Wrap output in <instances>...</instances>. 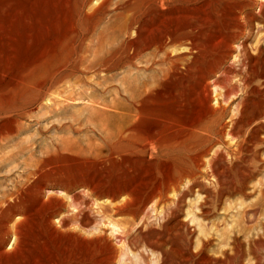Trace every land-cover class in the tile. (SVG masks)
I'll return each mask as SVG.
<instances>
[{
	"label": "rangeland",
	"instance_id": "374dc122",
	"mask_svg": "<svg viewBox=\"0 0 264 264\" xmlns=\"http://www.w3.org/2000/svg\"><path fill=\"white\" fill-rule=\"evenodd\" d=\"M98 1L92 0L89 2V5L87 2L84 8H81L80 0H0V21L2 20V23L0 22V35L2 34V38L0 37V46L2 47H0V49H2L0 50V115L5 110L9 111L8 115H10L5 119H0V130L5 131L10 125H13V127L11 126L12 132L5 131L8 143L5 144V147L0 151V157H2V154L4 157L16 153L18 154L17 157H19H16L14 160L12 159L13 162L9 163L7 166L4 165L0 168V197L4 193V190L7 192L13 188V185H18L20 183L21 177L19 174L24 171L21 163L25 162L28 166L32 167L31 165L34 166L40 160H44L40 172L44 179L42 177L39 179L36 178L35 181L40 180L38 185L37 182L32 183L29 192H26L21 199L14 201L12 204L13 210L12 208L10 209V212L12 211L9 215L11 222L14 223L15 220L22 222L23 219L21 218H26V223L22 228V235L25 239L24 244L26 245H24V248H21L22 256H16L17 258H15V260L12 259V264H20V262L22 264V261L25 260H22L24 255L27 259L24 261L26 262L25 264H31L29 261L32 258V255L47 263L51 254L54 252L53 242L58 244L61 243L62 248L67 247L69 249H74L75 251L78 249L83 250L88 247L87 249H94V251L101 249L104 254L112 253L114 254L113 258H115L112 259L113 262L111 264H183V257L186 258L187 256L189 260L187 261V264H264V0H237L235 2L234 9L238 8L235 10L239 11L241 21L239 18L237 22L235 21L237 25L234 24V27L235 25L236 28L238 27L235 33L238 36L235 34L236 38H234V40L236 39L237 42L234 41V43H232V49L234 51H231V58L229 57L223 66L224 68L232 67L229 80L223 82V86H228L230 91L229 93H225L224 97H221L218 96V92L220 93L221 90L214 88L212 85L210 86V89H212L210 90L211 93L209 96L210 105L215 107L217 102L220 101L221 105L223 104L222 106H226H224L226 109H224L220 116H218L219 118L216 117L215 119L208 122L206 121L199 126L197 135L187 134V136H182L184 135L183 132L181 134H174V132H172L169 135H165L164 139H161L162 141L156 146V153H150L147 157L141 153H137L138 155L130 153L129 150L132 148V145H130V147L128 145L129 142L124 141L121 144L122 147H124V152L122 154L105 158H103V156H108L105 151H103L102 155H99L98 151H95V147L103 146V134L99 132L98 126L107 123V111L106 109L99 107L98 104L102 103L103 100H108V96L100 89V87H97V89L94 88L95 84L101 81L100 74L91 78L88 74L85 76L80 73L78 74V72H74L69 83L63 84L64 86L60 88L61 90H64V93L59 96L65 99L64 96L68 94L67 92L72 90L74 92L73 100L66 101V99L62 100V98L56 96L54 97L53 103L44 100L39 106H33L34 97L37 94V91L44 88L49 77L58 68H62L68 58L71 57L72 53L76 50V47L80 42V39H78L80 37V32H85V45L94 42L98 33L108 25L106 22H109L110 18L115 14L114 7L118 6L121 2V0ZM237 3L239 6H237ZM6 4L8 5L6 6ZM241 4H245L246 7L244 8V5L242 6ZM94 5H96V7ZM4 6H6V9ZM79 11H81V14L78 13ZM28 12L31 14L28 15ZM38 12L42 15L38 14ZM7 15L9 18H7ZM24 15L27 18H25ZM246 15L251 17L252 15L255 16L252 17L253 20H249ZM10 16H12L11 18L13 22L12 20L10 21ZM36 16H39V20L36 19ZM107 16L109 21H107ZM34 18L36 20H34ZM42 18L45 22L42 21ZM79 18H82V30H80V27L79 29L77 28V20ZM8 19L10 22L7 21ZM239 22L242 24H239ZM53 23L56 24L53 25ZM32 24H34V26H32ZM36 24H38L39 27L36 26ZM32 27L33 29H31ZM47 27L48 31L45 30ZM17 29L19 31H17ZM238 33H241V35ZM237 37H239V40ZM238 42H242L243 45L242 43L239 45ZM5 44L8 50L5 47ZM237 45L240 46L241 49ZM234 47L236 48L234 49ZM219 50L217 51L219 52ZM242 53L243 55H241ZM244 53L245 57H243L244 59L242 58L240 65V57L244 56ZM244 61L247 63L245 64ZM136 63L137 65H140L138 62ZM227 64H229V66H227ZM233 65L236 66V69L235 67L233 69ZM241 69L242 72H240ZM243 69L246 72H244ZM220 73H217L210 79V81L219 77ZM246 74H249V76ZM231 75H233V77ZM240 78H244L243 83L238 82L241 81ZM231 79L233 80L231 81ZM83 82H85V85ZM235 82L238 85H240V83L244 84V86L240 85V87L237 86V88L236 86L229 88V84H234ZM163 84L168 86L170 81L166 80ZM13 85L14 88H12ZM8 86L10 88H8ZM11 89L13 90L11 91ZM80 90L84 91L85 94L80 95ZM244 90L247 92L245 91V93H243ZM233 95L235 96L233 97ZM226 97H229L230 99H227ZM239 99L240 101H237ZM241 100L243 102H241ZM6 103L8 105H6ZM159 103L160 100L157 99L156 105L158 106ZM147 107L148 106H146L145 109ZM29 108L31 109L26 111ZM91 112L94 113V116ZM237 119L239 121L238 124L236 122ZM91 120L92 122H90ZM148 125L149 123L147 121H143V123L140 124L141 127ZM215 128L216 130H214ZM225 131L227 132L225 133ZM214 132H216L215 135ZM211 133L214 139L212 138ZM217 134H220L221 136L219 135V137ZM204 135L206 136L204 137ZM176 139L178 141H176ZM63 141L65 143L69 141L72 145L84 148L89 143H92L94 148L91 149V154L82 153L73 149L62 150V148H59V143ZM172 147L173 149H171ZM189 147H191V150ZM207 148L208 150H204ZM167 151H169L170 154L169 152L166 154ZM188 154L189 156L191 155L190 157L194 156L196 159H189ZM19 159H21V161ZM191 159L196 162H193ZM141 160L142 163L140 164ZM208 160L209 163H207ZM210 160H212L213 163ZM208 164L211 165L209 166ZM102 166L105 168H102ZM141 166H144L145 168L142 169ZM179 166L182 172L179 171ZM162 167L164 171L166 170L165 172H162ZM184 168H187L185 169L186 172ZM107 172L109 174H107ZM104 173L106 176L103 175ZM181 173L184 175L180 182H178L179 185L176 184L175 186L177 187V190H174L176 195L177 193L179 194V197L181 195L180 198L177 197L172 190H169L170 192L167 191L168 193L166 192V194L161 192L163 197H161V194L159 195V198H157L158 195H156V198L155 195L150 197L149 194L157 188L160 190L164 189V184H162L161 181L166 175L176 176L175 178H177V175ZM149 175L155 177L150 178ZM185 175L187 177H185ZM188 175L191 177H188ZM86 176L89 178L90 176L91 178L94 177L92 178L94 184L98 183L97 180L100 178L103 182L101 181L96 184V187L99 188L92 192L90 188H87L89 186L91 187V183L87 180L88 178H86ZM156 177L159 178L160 181ZM47 178L50 179L48 180ZM82 182L85 184L82 185ZM115 182H118L119 185ZM145 182L152 184L150 186V184L147 183L146 186ZM101 183L104 184V186L101 185ZM112 183L115 184L112 185ZM187 183L188 185H186ZM120 185L126 187L124 188V186H122L121 188ZM189 185L191 189L189 188ZM128 188L132 191L128 190ZM39 191L43 194L41 193V195ZM106 191L110 196L108 194L106 195ZM143 191H145V193ZM119 192L122 193L120 194ZM35 194L37 197H34ZM141 195L142 199L138 197H141ZM59 197L61 198L59 199ZM160 197L164 199V202ZM130 199H132V201ZM110 200L113 201L111 202ZM128 200L131 202H128ZM138 200L142 203L144 202L143 205L145 207L141 202L139 204ZM82 201H85L83 202L85 207L82 205ZM162 202L165 205H163ZM123 203H126V206L123 207L126 209L124 210L121 208L120 214L118 213L114 215L117 212L114 208L119 207V205H122ZM170 203L172 205L176 204L171 206ZM138 205L143 208L140 207L138 210L139 213L141 212L140 214L136 211L138 214L137 217L136 213L133 215L132 213L134 207H139ZM130 206L133 207L132 210H130ZM165 206H167L166 208L168 210H165ZM20 208L25 210L21 211ZM128 208L129 211H126ZM141 209H143V211ZM163 210H165V212ZM113 211L115 213H113ZM167 211H170L171 213L167 214ZM32 212L34 213L32 214ZM22 214L25 215L22 216ZM157 214L159 215L158 219ZM130 215L134 217H131ZM146 215L147 217H145ZM133 218L136 220H131ZM141 221L143 222V225L141 224ZM11 222L9 225H11ZM60 222L62 224L61 226H59ZM148 224H151V226ZM65 227L66 230L68 229V232H65ZM81 228L85 230H81ZM139 228L143 235L138 233L137 230ZM69 230L73 232H70ZM80 231L81 233H79ZM77 232L81 236L84 235L87 238H90L93 234V236L98 234L96 239L89 241V243H93L94 245L90 244V246H86L84 240L80 239L81 237H78ZM168 233L169 235H167ZM134 234H136V237L138 235V237L136 238ZM72 237H75L76 239L74 238L73 240ZM27 239L29 240L26 241ZM135 239H139V241ZM161 240L163 243H159ZM12 241L13 239L10 238L4 245L3 249L10 250ZM135 241H138V245ZM179 241L182 246L181 244H178ZM28 242H31L32 244ZM149 243H157L160 245L159 247L156 246V249H154L156 253L155 257L157 258L158 256L160 259L155 258L156 260L152 261V257L149 255L150 253L148 254L150 251ZM173 246L176 248H173ZM110 247L112 249H110ZM177 247L178 249L180 247V249L178 250ZM116 251H118L117 253L119 255ZM178 251H180V253ZM66 264L76 263L69 261Z\"/></svg>",
	"mask_w": 264,
	"mask_h": 264
},
{
	"label": "bare ground",
	"instance_id": "6f19581e",
	"mask_svg": "<svg viewBox=\"0 0 264 264\" xmlns=\"http://www.w3.org/2000/svg\"><path fill=\"white\" fill-rule=\"evenodd\" d=\"M92 0H80V7L84 8L86 3ZM98 1V0H96ZM102 1V0H101ZM237 0H121L118 6H115L114 12L115 14L110 18L107 16L108 25L98 33L97 37L95 38L94 42L91 44L84 43L85 41V32H80V42L76 47V50L72 53V56L68 58L66 63L62 66V68H58L50 77L47 84L44 88L37 91V94L34 97V104L36 106L41 104L44 100H48L50 103L54 102V97L60 96L64 93V90H61L66 83L72 78V74L74 72H78V74H82L90 77H94L97 74H100L101 81L95 84V89L100 87L101 90L108 96V100H103L102 103H99L98 106L106 109L107 113V123L100 124L98 126L99 132L103 134V146L95 147V151H98L99 155L103 154V151L106 152L108 156L105 157H113L115 155H120L124 152V147H122V143L124 141L129 142L128 145H132L129 152L132 154L141 153L144 156H149L150 153H156V146L164 139L165 135H169L172 132L174 134H181L182 132L184 135L187 134H196L198 133L199 126L204 124L206 121H211L216 117L220 116V114L226 109L224 106L221 105V102L218 101L217 105L214 107L210 105L209 96L212 89L210 86L212 85L214 88L219 89L220 93L218 92V96L224 97L225 93H229L230 89L228 86H223V82L225 80H229V75L231 74L232 67H223L226 60L230 57L232 46L236 41L235 31L236 22L241 19L239 17V11L234 9L235 2ZM263 1V0H261ZM94 2V1H93ZM99 2V1H98ZM240 2V1H238ZM92 3V2H91ZM5 4V3H4ZM100 4V3H98ZM97 4V5H98ZM1 5V3H0ZM8 4H6L7 6ZM68 5V4H67ZM101 5V4H100ZM244 8L246 7L245 4ZM240 5V7H241ZM4 6V8L6 7ZM77 6V5H76ZM96 7V5H94ZM237 6L238 3H237ZM92 7V6H91ZM94 7V8H95ZM3 8V10H4ZM6 9V8H5ZM13 9V8H11ZM93 9V8H92ZM91 9V10H92ZM241 9V8H240ZM239 9V10H240ZM243 9V8H242ZM2 10V11H3ZM82 10V9H81ZM10 11V10H8ZM18 11V10H16ZM15 11V12H16ZM104 11V10H103ZM112 11V10H111ZM4 12V11H3ZM6 12V11H5ZM13 12V11H12ZM14 12V13H15ZM30 12V10H29ZM27 13L28 15L31 13ZM43 12V11H42ZM79 11L78 13H80ZM100 12V11H99ZM102 12V11H101ZM248 12V11H247ZM11 13V12H9ZM44 13V12H43ZM84 13V12H83ZM106 13V12H105ZM111 13V12H110ZM7 14V13H6ZM18 15V13L16 12ZM38 14H40L38 12ZM81 14V13H80ZM100 14V13H99ZM109 14V12H108ZM112 14V13H111ZM110 14V15H111ZM251 14V13H250ZM5 15V14H4ZM11 15V14H10ZM15 15V14H14ZM22 15V14H21ZM27 15V16H28ZM34 15V14H33ZM42 15V14H40ZM79 15V14H78ZM107 15V14H106ZM244 15V14H243ZM1 16V14H0ZM3 16V15H2ZM6 16V15H5ZM82 16V15H81ZM102 16V15H101ZM241 16V15H240ZM248 16V15H246ZM255 15H252V17ZM12 16H10L11 18ZM17 17V16H16ZM25 17V15H24ZM37 17V16H36ZM39 17V16H38ZM38 17L36 19H38ZM73 17V16H72ZM251 16H248L249 20H253ZM5 18V17H4ZM7 18L8 15H7ZM6 18V19H7ZM23 18V17H22ZM27 18V17H25ZM24 18V21H25ZM30 18V17H29ZM78 18V17H77ZM84 18V17H83ZM244 18V17H243ZM3 19V18H2ZM20 19V18H19ZM18 19V20H19ZM34 18V20H36ZM43 19V18H42ZM40 19V20H42ZM46 19V17H45ZM71 19V18H70ZM73 19V18H72ZM80 19V18H79ZM77 20V28L81 29V19ZM12 18L10 19V21ZM16 20V19H15ZM39 20V19H38ZM50 20V19H49ZM53 20V19H52ZM243 20V19H242ZM2 21V20H1ZM0 21V22H1ZM9 21V19L7 20ZM9 21V22H10ZM21 21V20H20ZM23 21V22H24ZM43 22L44 19L42 20ZM41 21V22H42ZM51 21V20H50ZM49 21V22H50ZM236 21V22H235ZM241 21V20H240ZM6 22V21H5ZM4 22V23H5ZM13 22V20H12ZM17 22V21H16ZM22 22V23H23ZM27 22V19H26ZM30 22V21H28ZM33 22V19H32ZM40 22V21H36ZM34 22V23H36ZM47 22V20H46ZM2 23V22H1ZM31 23V22H30ZM13 24V23H12ZM19 24V23H18ZM52 24V23H49ZM56 23H53L55 25ZM234 24L235 27H234ZM239 24H242L239 22ZM7 25V24H6ZM11 25V24H10ZM15 25V24H14ZM23 25V24H22ZM105 25V24H104ZM29 26V25H28ZM34 26V24H32ZM38 26V24H36ZM42 26V25H41ZM51 26V25H49ZM240 26V25H239ZM9 27V26H7ZM19 27V26H17ZM26 27V26H25ZM24 27V28H25ZM30 27V26H29ZM39 27V26H38ZM43 27V26H42ZM41 27V28H42ZM56 27V26H55ZM20 28V27H19ZM22 28V27H21ZM23 28V29H24ZM37 28V27H36ZM44 28V27H43ZM51 28V27H50ZM93 28V27H92ZM102 28V27H101ZM4 29V27H3ZM10 29V28H9ZM14 29V28H13ZM33 29V27L31 28ZM5 30V29H4ZM30 30V29H28ZM27 30V32H28ZM48 31L47 29H45ZM88 30V29H87ZM97 30V29H96ZM100 30V29H98ZM242 30V29H241ZM7 31V29H6ZM10 31V30H8ZM17 31H19L17 29ZM32 31V30H31ZM38 31V30H37ZM42 31V30H41ZM39 31V32H41ZM240 31V29H239ZM4 32V31H3ZM23 32V31H22ZM35 32V31H34ZM45 32V31H44ZM43 32V33H44ZM57 32V31H56ZM79 32V31H77ZM242 32V31H241ZM7 33V32H6ZM10 33V32H9ZM33 33V32H32ZM31 33V34H32ZM94 33V32H93ZM8 34V33H7ZM15 34V33H14ZM23 34V33H22ZM30 34V33H29ZM40 34V33H39ZM38 34V35H39ZM42 34V33H41ZM55 34V33H53ZM89 34V33H88ZM236 34V35H235ZM241 35V33H238ZM2 35V34H1ZM0 35V37H1ZM24 35V34H23ZM43 35V34H42ZM9 36V35H8ZM22 36V35H21ZM25 36V35H24ZM41 36V35H39ZM50 36V35H49ZM79 36V34H78ZM88 36V35H87ZM238 36V35H237ZM12 37V36H11ZM17 37V36H16ZM51 37V36H50ZM49 37V39H50ZM2 38V37H1ZM6 38V37H5ZM23 38V37H22ZM36 38V37H35ZM34 38V39H35ZM239 37H237L238 39ZM24 39V38H23ZM32 39V38H31ZM46 39V38H45ZM44 39V40H45ZM48 39V40H49ZM63 39V38H62ZM2 40V39H1ZM26 40V39H24ZM38 40V39H37ZM43 40V41H44ZM52 40V38H51ZM60 40V39H59ZM89 40V39H88ZM87 40V41H88ZM92 40V39H91ZM239 40V39H238ZM20 41V40H18ZM23 41V40H22ZM34 41V40H33ZM42 41V42H43ZM46 41V40H45ZM6 42V41H5ZM16 42V41H15ZM24 42V41H23ZM11 43V41H10ZM239 43V42H238ZM242 43V42H241ZM239 43V45L241 44ZM7 44V42H6ZM5 44V47H6ZM42 44V43H41ZM44 44V43H43ZM2 45V44H1ZM243 45V43H242ZM241 45V46H242ZM3 46V45H2ZM11 46V45H10ZM74 46V45H73ZM238 46V45H237ZM236 46V47H237ZM1 47V46H0ZM4 47V48H5ZM14 47V46H13ZM47 47V46H46ZM75 47V46H74ZM73 47V49H74ZM234 47V49L236 48ZM240 48V46H238ZM2 48V47H1ZM7 48V47H6ZM15 48V47H14ZM238 48V49H239ZM243 48V47H242ZM245 48V47H244ZM220 49V50H219ZM237 49V50H238ZM241 49V48H240ZM2 50V49H0ZM8 50V48H7ZM219 50V52L217 51ZM243 50V49H242ZM241 50V52H242ZM11 51V50H9ZM234 51V50H233ZM237 52V51H235ZM7 53V52H6ZM246 53V52H245ZM244 56L240 57V65L241 60ZM2 54V53H1ZM9 56L8 54H6ZM243 55V53L241 54ZM232 56V54H231ZM240 56V55H239ZM231 58V57H230ZM244 59V58H243ZM248 61V59H247ZM140 65H137V63ZM245 62V61H244ZM239 63V61H238ZM243 63V62H242ZM247 62H245L246 64ZM235 65V64H234ZM233 65V69L236 66ZM244 65V63H243ZM248 65V64H247ZM229 66V64H227ZM240 67V66H239ZM240 69V68H239ZM248 69V68H247ZM221 71V73H220ZM235 71V70H234ZM240 71V70H239ZM244 71V69H243ZM249 71V70H248ZM242 72V69L241 71ZM246 72V71H244ZM217 73H220L219 77L214 78V80L210 81ZM238 73V72H237ZM76 74V73H75ZM234 74V72H233ZM236 74V72H235ZM249 76V74H246ZM79 76V75H78ZM233 77V75H231ZM240 77V76H239ZM247 77V76H244ZM2 78V77H1ZM5 78V77H4ZM25 78V77H24ZM86 78V77H85ZM235 78V77H234ZM3 79V78H2ZM84 79V78H83ZM241 79V78H240ZM239 79V80H240ZM244 79V78H243ZM243 79L238 82L243 83ZM85 80V79H84ZM169 80L170 84L165 86L163 84L164 81ZM233 79H231L232 81ZM235 80V79H234ZM24 81V80H23ZM83 81V80H82ZM17 82V81H16ZM15 82V83H16ZM226 82V81H225ZM234 82V81H233ZM246 82V81H245ZM19 83V82H18ZM44 83V82H43ZM228 83V82H227ZM85 85V82H83ZM8 85V84H7ZM10 85V84H9ZM32 85V84H31ZM68 85V84H67ZM76 85V84H75ZM244 86V84H241ZM240 85L236 84H229V88H233L236 86L240 87ZM16 86V85H15ZM43 86V85H42ZM40 86V87H42ZM247 86V85H246ZM249 86V85H248ZM33 87V85H32ZM66 87V86H65ZM69 87V86H68ZM8 88H10L8 86ZM14 88V85L13 87ZM17 88V87H16ZM38 88V87H37ZM213 88V89H214ZM235 88V90H236ZM7 89V88H6ZM65 89V88H64ZM75 89V88H74ZM79 89V88H78ZM83 89V88H82ZM243 89V88H240ZM13 89H11L12 91ZM66 90V89H65ZM239 90V89H238ZM241 91V90H239ZM243 91V90H242ZM244 90L243 93H245ZM233 92V91H231ZM247 92V91H246ZM64 97L67 100H73L74 92L72 90L67 92ZM237 93V92H235ZM5 94V93H4ZM7 94V93H6ZM85 92L80 90V95H84ZM20 95V94H19ZM235 95H233L234 97ZM245 96V95H244ZM243 96V97H244ZM33 97V96H32ZM57 97V98H58ZM230 97V96H229ZM228 97V98H229ZM62 98V97H59ZM220 98V97H219ZM227 98V97H226ZM227 98V99H228ZM64 98H62L63 100ZM64 99V100H65ZM159 99L160 103L157 106L156 100ZM230 99V98H229ZM241 99V98H240ZM237 100V101H240ZM56 100V99H55ZM92 100V99H91ZM100 100V99H99ZM222 100V99H221ZM13 101V100H12ZM216 101V100H215ZM223 102V101H222ZM236 102V101H235ZM241 102H243L241 100ZM6 105H8L6 103ZM95 105V104H94ZM238 105V104H237ZM97 106V105H96ZM148 106L146 109L145 107ZM238 107V106H236ZM241 107V106H240ZM28 108V107H27ZM239 108V107H238ZM31 108L27 109L29 111ZM240 109V108H239ZM93 111V108H92ZM237 111V108H236ZM9 111L5 110L1 115V118H6ZM31 112V111H30ZM100 112V111H99ZM93 113V112H91ZM90 113V114H91ZM246 113V112H245ZM225 114V112H224ZM236 114V113H235ZM94 116V113H93ZM238 116V115H237ZM236 116V117H237ZM240 116V115H239ZM99 117V116H98ZM103 118V117H102ZM219 118V117H218ZM104 119V118H103ZM89 120V119H88ZM101 120V118H100ZM143 121H147L149 123L148 126L141 127L140 124ZM9 122V121H8ZM14 122V121H13ZM92 122V120L90 121ZM238 124V119L236 120ZM15 123V122H14ZM211 123V122H210ZM251 123V122H250ZM4 124V123H3ZM236 124V125H237ZM96 125V124H95ZM212 125V124H211ZM210 125V127H211ZM244 125V124H242ZM3 126V125H2ZM13 125H10L8 129L5 131L12 132ZM209 126V125H208ZM220 126V125H218ZM231 126V125H230ZM214 127V125H213ZM212 127V128H213ZM218 128V127H217ZM240 128V127H239ZM243 128V127H242ZM221 129V128H219ZM218 129V130H219ZM233 129V128H232ZM216 130V128L214 129ZM241 130V129H240ZM4 130H0V151L5 147L7 144L8 139L5 135ZM16 131V130H15ZM212 132V130L210 129ZM233 131V130H232ZM227 131H225L226 133ZM231 132V131H230ZM216 132H214L215 135ZM219 133V132H217ZM229 133V132H228ZM227 133V134H228ZM206 134V133H205ZM236 134V133H235ZM212 135V133H211ZM218 135V134H217ZM220 135V134H219ZM218 135V136H219ZM233 135V134H232ZM180 136V135H179ZM206 135H204L205 137ZM208 136V135H207ZM221 136V135H220ZM219 136V137H220ZM229 136V134H228ZM231 136V134H230ZM239 136V135H238ZM10 137V136H9ZM8 137V138H9ZM211 137V136H210ZM234 137V136H233ZM236 137V136H235ZM240 137V136H239ZM174 138V137H173ZM177 138V137H176ZM182 138V137H181ZM213 138V135H212ZM178 139V138H177ZM176 139V141H178ZM189 139V138H188ZM205 139V138H204ZM214 139V138H213ZM233 139V138H232ZM235 139V138H234ZM237 139V138H236ZM216 140V139H215ZM170 141V140H169ZM172 141V140H171ZM175 141V140H174ZM173 141V142H174ZM189 142V141H188ZM167 143V141H166ZM170 143V142H169ZM187 143V142H186ZM199 143V142H198ZM197 143V144H198ZM240 143V142H238ZM76 144V143H75ZM95 144V143H94ZM100 144V143H99ZM189 144V143H187ZM80 145V144H78ZM87 145V144H86ZM93 144L89 143L85 148L84 147H77V145H72L69 141L68 142H61L59 143V148L63 149H73L80 151L82 153H89L91 154V149L94 148ZM121 145V146H120ZM164 145V144H163ZM167 145V144H166ZM180 145V144H179ZM207 145V144H206ZM205 145V146H206ZM209 145V143H208ZM12 146V145H11ZM127 146V145H126ZM125 146V147H126ZM127 146V147H129ZM175 146V145H174ZM178 146V145H177ZM176 146V147H177ZM192 146V145H191ZM212 146V145H210ZM209 146V147H210ZM241 146V145H239ZM131 147V146H130ZM163 147V146H162ZM170 147V146H168ZM167 147V148H168ZM196 147V146H195ZM242 147V146H241ZM166 148V149H167ZM184 148V147H183ZM194 148V147H193ZM201 148V147H200ZM20 149V148H19ZM28 150L27 148H25ZM129 149V148H128ZM127 149V150H128ZM173 149V147L171 148ZM191 150V147H189ZM202 149V148H201ZM200 149V150H201ZM5 150V149H4ZM15 150V149H14ZM203 150V149H202ZM204 150H208L204 149ZM211 150V149H210ZM29 151V150H28ZM53 151V150H52ZM94 151V152H95ZM126 151V150H125ZM162 151V150H160ZM188 151V150H187ZM198 151V150H197ZM163 152V151H162ZM169 151L166 152V154ZM178 152V151H177ZM184 152V151H183ZM195 152V151H194ZM201 152V151H200ZM127 153V151H126ZM129 153V154H130ZM190 153V151H189ZM204 153V152H203ZM215 153V152H214ZM5 154V153H4ZM34 154V153H33ZM128 154V153H127ZM170 154V152H169ZM194 154V153H193ZM192 154V156H193ZM197 154V153H196ZM206 154V152H205ZM16 154H10L3 157V154L0 157V168L4 165H8L12 163L14 159L17 157ZM29 155V154H28ZM32 155V154H31ZM98 155V156H99ZM138 155V154H137ZM195 155V154H194ZM204 155V154H203ZM208 155V153H207ZM234 155V154H233ZM237 155V153H236ZM165 156V154H164ZM189 156V154H188ZM191 156V155H190ZM188 157L194 158L193 157ZM196 156V155H195ZM199 156V155H198ZM205 156V155H204ZM239 156V155H238ZM22 157V156H21ZM29 157V156H27ZM77 157V156H76ZM101 157V156H100ZM161 157V156H160ZM172 157V156H171ZM182 157V156H181ZM201 157V156H200ZM218 157V156H217ZM19 158V157H17ZM33 158V157H32ZM174 158V157H173ZM197 158V156H196ZM194 158V159H196ZM13 159V160H12ZM26 159V158H25ZM93 159V158H92ZM161 159V158H160ZM180 159V158H179ZM184 159V157H183ZM186 159V158H185ZM236 159V158H235ZM21 161V159H19ZM29 160V159H28ZM100 160V159H99ZM138 160V159H137ZM146 160V159H145ZM144 160V161H145ZM162 160V159H161ZM165 160V159H164ZM167 160V159H166ZM171 160V159H170ZM168 160V161H170ZM192 160V159H191ZM190 160V161H191ZM213 160V159H212ZM210 160V161H212ZM34 161V160H33ZM38 161V160H37ZM102 161V160H101ZM107 161V160H106ZM110 161V160H109ZM108 161V162H109ZM173 161V160H172ZM171 161V162H172ZM185 161V160H184ZM188 161V160H186ZM196 162L195 160H192ZM191 161V162H192ZM199 161V160H198ZM214 161V160H213ZM212 161V163H213ZM147 162V161H146ZM166 162V161H165ZM175 162V161H174ZM200 162V161H199ZM44 163V160H40L32 167L28 166L25 162L21 163L22 168L24 171L19 174L21 177V181L18 185H13V188L7 192H5L0 197V264H12L11 261L17 258L16 256H20L22 254L21 248H24V237L22 235V228L26 223V218L20 217L22 222H11V218L9 217L10 209L14 201L21 199L24 197L26 192H29L30 188L32 187V183L39 181H35V179H39L42 177L41 175V165ZM106 163V162H105ZM110 163V162H109ZM121 163V161H120ZM119 163V164H120ZM142 160L140 161V164ZM150 163V162H148ZM179 163V162H178ZM190 163V162H189ZM202 163V162H201ZM209 163V160L208 162ZM85 164V163H84ZM108 164V163H107ZM105 164V165H107ZM139 164V162H138ZM162 164V163H161ZM173 164V163H172ZM193 164V163H191ZM164 165V163H163ZM189 165V164H188ZM197 165V164H196ZM209 165V164H208ZM211 165V164H210ZM209 165V166H210ZM119 166V165H118ZM135 166V164H134ZM181 166V165H180ZM179 166V171L180 170ZM192 166V165H191ZM215 166V165H213ZM17 167V166H16ZM95 167V166H94ZM125 167V166H124ZM128 167V166H127ZM139 167V166H138ZM142 167V166H141ZM149 167V165H148ZM178 167V166H177ZM14 168V167H13ZM12 168V169H13ZM102 168H105L102 166ZM136 168V167H135ZM145 168L144 166L142 169ZM182 168V167H181ZM46 169V168H44ZM91 169V168H90ZM141 169V170H142ZM165 169V167H164ZM187 168H184V170ZM11 170V169H10ZM92 170V169H91ZM94 170V168H93ZM134 170V169H133ZM146 170V169H145ZM192 170V169H190ZM6 171V170H5ZM43 171V170H42ZM47 171V170H45ZM106 171V170H105ZM108 171V169H107ZM162 167V172H163ZM166 171V170H165ZM164 171V172H165ZM9 172V170H8ZM85 172V171H84ZM95 172V171H94ZM104 172V170H103ZM102 172V173H103ZM111 172V171H110ZM130 172V171H129ZM135 172V171H134ZM139 172V169H138ZM182 172V171H181ZM186 172V170H185ZM193 172V171H192ZM131 173V172H130ZM152 173V172H151ZM155 173V172H154ZM160 173V172H159ZM46 174V173H44ZM43 174V175H44ZM49 174V173H47ZM107 174H109L107 172ZM112 174V173H111ZM133 174V173H132ZM139 174V173H138ZM156 174V173H155ZM165 174V173H164ZM168 174V172H167ZM189 174V171H188ZM40 175V176H39ZM92 175V174H91ZM105 175V173L103 174ZM141 175V173H140ZM159 175V174H158ZM184 174H178L177 178L172 175H166L165 178L161 181L164 184V189L160 190L157 188L155 191H151L152 193L149 194L150 197L155 195V198H159V195L164 192L166 194L167 191L177 190L175 187L178 182H180L182 176ZM45 176V175H44ZM57 176V175H56ZM89 176V175H88ZM95 176V175H94ZM106 176V175H105ZM119 176V175H118ZM144 176V175H142ZM141 176V177H142ZM150 178H154L155 176L149 175ZM19 177V176H18ZM53 177V176H52ZM101 177V176H100ZM99 177V178H100ZM185 177H187L185 175ZM188 177H191L188 175ZM193 177V176H192ZM43 178V177H42ZM87 180L91 183L90 190L93 192L97 190L96 184L100 183L102 179H98V183H93L92 177H87ZM157 178V177H156ZM44 179V178H43ZM48 179V178H47ZM46 179V180H47ZM50 179V178H49ZM48 179V180H49ZM159 180V178H157ZM162 179V178H161ZM189 179V178H188ZM186 179V180H188ZM18 180V179H17ZM16 180V182H17ZM42 180V179H41ZM96 180V179H95ZM152 180V179H151ZM149 180V181H151ZM185 180V179H184ZM51 181V180H50ZM49 181V182H50ZM58 181V180H57ZM160 181V180H159ZM80 182V181H79ZM87 182V183H89ZM95 182V181H94ZM103 182V181H102ZM105 182V181H104ZM13 183V182H12ZM11 183V184H12ZM118 184V182H115ZM114 183V184H115ZM146 183V182H145ZM149 183V182H147ZM146 183V186H147ZM190 183V181H189ZM57 184V183H56ZM85 184L82 182V185ZM106 184V183H105ZM112 183V185H114ZM150 184V183H149ZM152 184V183H151ZM150 184V186H151ZM41 185V184H40ZM44 185V184H43ZM42 185V186H43ZM89 185V184H88ZM104 186V184L101 183ZM100 185V186H101ZM119 185V184H118ZM179 185V184H178ZM177 185V186H178ZM188 185V183L186 184ZM35 186V185H34ZM69 186V185H68ZM85 186V185H84ZM117 186V185H116ZM121 186V185H120ZM124 186V185H122ZM121 186V188H122ZM149 186V185H148ZM153 186V185H152ZM126 186H124L125 188ZM128 187V186H127ZM154 187V188H155ZM180 187V186H179ZM123 188V189H124ZM131 188V187H129ZM128 188V190H130ZM151 188V187H150ZM149 188V190H150ZM162 188V187H161ZM172 188V189H171ZM184 188V187H183ZM186 188V187H185ZM190 188V185H189ZM10 189V188H9ZM68 189V188H67ZM113 189V188H112ZM118 189V188H117ZM132 189V188H131ZM191 189V188H190ZM35 190V189H34ZM45 190V189H44ZM116 190V188H115ZM147 190V189H146ZM153 190V189H152ZM184 190V189H183ZM189 190V189H187ZM43 191V190H42ZM112 191V190H111ZM121 191V190H120ZM132 191V190H130ZM181 191V190H179ZM44 192V191H43ZM89 192V191H88ZM105 192V191H104ZM110 192V191H109ZM113 192V191H112ZM118 192V191H117ZM116 192V193H117ZM125 192V191H123ZM145 193V191H143ZM170 192V191H169ZM185 192V191H184ZM41 194L42 192L39 191ZM91 193V192H90ZM100 193V192H99ZM102 193V192H101ZM111 193V192H110ZM120 193V192H119ZM118 193V194H119ZM122 193V192H121ZM120 193V194H121ZM147 193V192H146ZM168 193V192H167ZM176 193V192H175ZM174 193V194H175ZM186 193V192H185ZM43 194V193H42ZM41 194V195H42ZM106 191V195H107ZM126 194V193H124ZM130 194V193H128ZM181 194V193H180ZM93 195V194H92ZM101 195V194H100ZM109 195V194H108ZM132 195V194H130ZM144 195V194H143ZM176 195V194H175ZM174 195V197H175ZM179 194L177 193V197ZM53 196V195H52ZM85 196V195H84ZM91 196V195H89ZM98 196V195H97ZM96 196V197H97ZM110 196V195H109ZM108 196V197H109ZM119 196V195H118ZM129 196V195H128ZM145 196V195H144ZM207 196V195H206ZM34 197H37L36 194ZM43 197V196H42ZM55 197V196H53ZM99 197V196H98ZM130 197V196H129ZM142 199L141 197L138 196ZM148 197V196H147ZM163 197V195L161 196ZM160 197V198H161ZM181 197V195H180ZM179 197V198H180ZM56 198V197H55ZM61 197H59L60 199ZM101 198V196H100ZM110 198V197H109ZM108 198V199H109ZM115 198V197H114ZM113 198V199H114ZM145 198V197H144ZM165 198V197H164ZM178 198V199H179ZM39 199V196H38ZM37 199V202H38ZM64 199V198H63ZM87 199V198H86ZM91 199V198H90ZM111 199V198H110ZM140 199V200H141ZM149 199V198H148ZM147 199V200H148ZM153 199V198H152ZM162 199V198H161ZM177 199V200H178ZM44 200V199H42ZM62 200V199H61ZM73 200V199H72ZM96 200V199H95ZM126 200V199H124ZM132 201V199H130ZM128 200V202H131ZM140 200L139 204H140ZM145 200V199H144ZM150 200V199H149ZM167 200V199H166ZM169 200V199H168ZM27 201V198H26ZM59 201V200H58ZM86 201V200H85ZM85 201H82L85 202ZM94 201V200H93ZM111 201V200H110ZM113 201V200H112ZM111 201V202H112ZM160 201V200H159ZM164 202V199H162ZM170 201V200H169ZM40 202V201H39ZM64 202V201H63ZM69 202V201H68ZM77 202V201H76ZM95 202V201H94ZM124 202V201H122ZM162 202V204H163ZM167 202V201H166ZM165 202V203H166ZM24 203V202H23ZM47 203V202H46ZM81 203V204H82ZM142 203V202H141ZM144 203V202H143ZM142 203V205H143ZM159 203V202H158ZM38 204V203H37ZM75 204V203H74ZM124 204V205H123ZM119 205V207H115L117 212L113 213L120 214L121 208L126 206V203ZM176 204V203H175ZM175 204H171L174 206ZM39 205V204H38ZM68 205V204H67ZM72 205V203H71ZM84 206V203L82 204ZM129 205V204H128ZM132 205V204H130ZM165 205V204H163ZM169 205V207H170ZM41 206V205H40ZM60 206V205H59ZM62 206V205H61ZM93 206V205H92ZM113 206V205H111ZM117 206V205H116ZM139 206V205H138ZM144 206V205H143ZM18 207V206H17ZM16 207V208H17ZM44 207V206H43ZM65 207V206H64ZM85 207V206H84ZM89 207V206H88ZM140 207H134L133 214L139 213L138 210ZM145 207V206H144ZM167 206H165L166 208ZM15 208V209H16ZM23 208V205H22ZM60 208V207H59ZM100 208V206H99ZM112 208V207H111ZM110 208V209H111ZM130 210L133 207L130 206ZM143 208V207H142ZM162 208V207H161ZM164 208V207H163ZM21 209V208H20ZM57 209V208H56ZM68 209V208H67ZM113 209V208H112ZM124 210L126 208H123ZM174 209V208H173ZM25 210V209H24ZM21 209V211H24ZM28 210V209H27ZM39 210V209H38ZM60 210V209H59ZM143 211V209H141ZM140 210V211H141ZM165 210H168L167 208ZM165 210H163L165 212ZM20 211V210H19ZM51 211V210H50ZM55 211V210H52ZM129 211V208L128 210ZM125 211V212H126ZM162 211V209H161ZM171 211V210H170ZM170 211H167L171 213ZM17 212V210H16ZM26 212V211H25ZM61 212V211H60ZM112 212V211H111ZM132 212V211H131ZM175 212V211H173ZM20 213V212H19ZM18 213V214H19ZM34 212H32L33 214ZM128 213V212H126ZM136 213V216L138 215ZM141 213V212H140ZM139 213V214H140ZM160 213V212H159ZM163 213V212H162ZM161 213V214H162ZM26 214V213H25ZM24 214V215H25ZM31 214V212H30ZM57 214V213H56ZM55 214V215H56ZM130 214V212H129ZM149 214V213H148ZM166 214V213H165ZM166 214V215H167ZM21 215V214H20ZM22 214V216H24ZM29 215V214H28ZM53 215V213H52ZM51 215V216H52ZM93 215V214H92ZM130 215L131 217H134ZM49 216V215H48ZM119 216V215H118ZM157 214V219H158ZM175 216V215H174ZM138 217V216H137ZM147 217V215L145 216ZM161 217V216H160ZM159 217V218H160ZM166 217V216H165ZM14 218V217H13ZM52 218V217H51ZM50 218V219H51ZM91 218V216H90ZM144 218V217H143ZM170 218V217H169ZM17 219V220H21ZM49 219V218H48ZM135 218L131 219L134 221ZM147 219V218H146ZM149 219V218H148ZM164 219V218H162ZM160 219V220H162ZM61 220V219H60ZM136 220V219H135ZM13 221V220H12ZM50 221V220H49ZM53 221V220H52ZM68 221V220H67ZM70 221V220H69ZM73 221V220H71ZM87 221V220H86ZM157 221V220H156ZM11 222V225L9 223ZM47 222V221H46ZM91 222V221H89ZM154 222V220H153ZM162 222V221H161ZM140 223V222H139ZM148 223V222H147ZM151 223V222H150ZM160 223V222H159ZM158 223V224H159ZM52 224V223H51ZM63 224V221H62ZM61 222L59 226L62 225ZM73 224V222H72ZM79 225V223L77 222ZM86 224V223H84ZM143 225V222L141 221ZM152 224V223H151ZM151 224H148L151 226ZM58 225V224H57ZM66 225V224H65ZM147 225V226H148ZM161 225V223H160ZM54 226V224H53ZM71 226V225H70ZM74 226V225H73ZM129 226V225H127ZM89 227V226H88ZM149 227V226H148ZM163 227V226H161ZM71 228V227H70ZM86 228V227H84ZM146 228V227H145ZM26 229V228H25ZM28 229V228H27ZM63 229V227H62ZM75 229V228H73ZM80 229V228H79ZM83 228H81L82 230ZM122 229V228H121ZM129 229V228H128ZM68 230V229H67ZM65 227V232L67 231ZM85 230V229H83ZM125 230V229H124ZM133 230V229H131ZM145 230V229H144ZM170 230V229H169ZM64 231V229H63ZM70 231V230H69ZM129 231V230H128ZM139 234H142L141 229L138 230ZM68 232V231H67ZM73 232V231H70ZM125 232V231H124ZM130 232V231H129ZM145 232V231H143ZM75 233V232H74ZM81 233V231L79 232ZM128 233V232H127ZM147 233V232H145ZM171 233V232H170ZM72 234V233H71ZM78 234V232H77ZM76 234V235H77ZM83 234V233H82ZM166 234V233H165ZM86 235V234H85ZM89 235V234H88ZM91 235V234H90ZM94 235V234H93ZM89 236L90 238L85 237L84 235L81 236L78 234L80 239L84 240V243L90 246L93 243H89L92 239H96L95 236ZM125 235V234H124ZM133 235V234H131ZM143 235V234H142ZM169 235V233L167 234ZM183 235V234H182ZM136 237V234H134ZM166 236V235H165ZM172 236V235H171ZM175 236V235H174ZM184 236V235H183ZM133 238L132 236H130ZM138 237V235H137ZM136 237V238H137ZM147 237V236H146ZM170 237V236H168ZM13 239L10 250H4V245L8 242L9 239ZM73 238V237H72ZM75 238V237H74ZM73 238V240H74ZM100 238V237H99ZM129 238V237H128ZM141 238V237H140ZM31 239V238H29ZM27 239L26 241H28ZM76 239V238H75ZM79 239V240H80ZM98 239V237H97ZM148 239V238H147ZM153 239V238H152ZM164 239V238H163ZM168 239V238H166ZM33 240V239H32ZM69 240V239H68ZM78 240V241H79ZM103 240V239H102ZM130 240V239H129ZM134 240V239H133ZM138 240L139 239H135ZM156 240V239H155ZM179 240V239H178ZM184 240V238H183ZM125 241V240H124ZM137 241V242H138ZM150 241V240H149ZM181 241V240H180ZM179 241L178 244H181ZM33 242V241H32ZM52 242V241H51ZM75 242V241H74ZM80 242V241H79ZM108 242V241H107ZM105 242V243H107ZM126 242V241H125ZM132 242V241H131ZM135 241V243L137 244ZM183 242V241H182ZM185 242V241H184ZM31 243V242H28ZM54 243V252L51 254L49 261L43 262L38 257L32 255L29 262L31 264H66L69 261H72L76 264H111L113 261L112 253L104 254L103 251L98 250L94 251V249H81L75 251L74 249H69L67 247L62 248L61 243ZM78 243V242H77ZM82 243V242H81ZM159 243H163L159 241ZM171 243V242H170ZM32 244V243H31ZM30 244V245H31ZM43 244V243H42ZM52 244V243H51ZM127 244V243H125ZM144 244V243H143ZM53 245V244H52ZM81 245V244H80ZM94 245V244H93ZM138 245V244H137ZM75 246V245H74ZM82 246V245H81ZM85 246V245H84ZM114 246V245H113ZM156 246L159 247L157 243H149L150 251L148 252L151 255L152 261H155L157 258L155 257ZM180 246V245H179ZM182 246V244H181ZM237 246V245H236ZM31 247V246H29ZM79 247V246H78ZM102 247V246H101ZM130 247V246H129ZM238 247V246H237ZM107 248V247H106ZM173 248H176L173 246ZM236 248V247H235ZM9 249V248H8ZM110 249H112L110 247ZM146 249V248H145ZM144 249V250H145ZM172 249V248H171ZM178 249V247H177ZM180 249V247H179ZM178 249V250H179ZM114 250V249H113ZM116 250V247H115ZM118 250V249H117ZM130 250V249H129ZM186 250V249H185ZM188 250V249H187ZM27 252V251H26ZM113 252V251H112ZM118 251H116L117 253ZM174 252V251H173ZM180 253V251H178ZM186 252V251H185ZM183 252V253H185ZM189 252V251H188ZM24 253V252H23ZM115 253V252H114ZM25 254V253H24ZM118 254V253H117ZM132 254V253H130ZM119 255V254H118ZM158 255V254H157ZM167 255V254H166ZM172 255V254H170ZM169 255V257H170ZM242 255V254H241ZM22 256V255H21ZM77 256V257H76ZM116 256V255H115ZM180 256V254H179ZM65 257V258H64ZM120 257V256H119ZM149 257V256H148ZM161 257V256H160ZM173 257V256H172ZM188 257V256H187ZM183 257V264H187L188 258ZM225 257V256H224ZM156 258V259H155ZM13 259V260H12ZM25 259V260H24ZM160 259V258H158ZM170 259V258H169ZM177 259V258H176ZM175 259V260H176ZM22 260L26 261L25 255L22 257ZM18 261V260H16ZM22 261V264L26 262ZM160 261V260H159ZM151 262V261H150ZM181 262V261H180ZM226 262V261H225ZM71 263V262H70ZM154 263V262H153ZM18 264V263H17ZM21 264V262H20ZM165 264V263H164ZM221 264V263H219ZM232 264V263H231Z\"/></svg>",
	"mask_w": 264,
	"mask_h": 264
}]
</instances>
